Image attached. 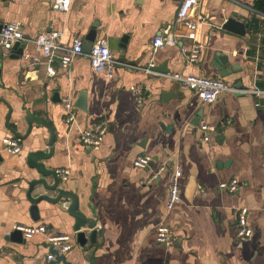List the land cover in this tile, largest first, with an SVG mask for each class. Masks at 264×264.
Listing matches in <instances>:
<instances>
[{"label": "crops", "instance_id": "obj_1", "mask_svg": "<svg viewBox=\"0 0 264 264\" xmlns=\"http://www.w3.org/2000/svg\"><path fill=\"white\" fill-rule=\"evenodd\" d=\"M181 1L71 0L70 11L62 13L53 7L54 0H0V27L20 22L30 38L63 31L67 43L74 37L85 41L96 30V41L106 39L115 58L127 65L109 79L84 56L67 72L54 63L57 75L49 77L44 63L29 67L23 55L0 52V264L56 259L46 236L19 241L7 235L19 224H43L54 234L72 236V250L59 253L70 264H264V93H255L264 92V18L255 11V0H199L196 15L203 20L193 32L175 26ZM233 15L249 24L245 35L224 28ZM168 26L174 27L179 45L154 53L153 39ZM195 45L201 46L199 58L189 64L181 49ZM20 47L34 52L29 44ZM220 57L228 58L227 77L217 67ZM152 62L155 74L138 69ZM164 73L223 79L237 92L207 104ZM134 85L145 91L140 105L130 91ZM82 94L87 95V112L76 106ZM66 99L78 110L71 128L65 122ZM37 119L56 135L54 152L44 164L70 169L61 187L78 197L86 217L99 220L96 244L88 229L86 244L79 242L65 200L41 202L40 219L32 218L28 183L39 175L29 167V157L45 151L50 139ZM100 121L108 127L104 142L99 150H88L79 130ZM202 124L216 126L217 133L205 139ZM15 133L24 137H17L22 151L11 155L3 151L2 140ZM140 155L151 156L148 168L134 166ZM177 168L183 173L182 203L169 211ZM233 178L239 184L236 193L218 189ZM194 182L197 189L190 196ZM43 193L54 195L43 188L33 195ZM241 208L248 209L253 231L248 239L237 238ZM161 225L171 230L172 246L157 241ZM49 255L54 259L48 260Z\"/></svg>", "mask_w": 264, "mask_h": 264}, {"label": "built area", "instance_id": "obj_2", "mask_svg": "<svg viewBox=\"0 0 264 264\" xmlns=\"http://www.w3.org/2000/svg\"><path fill=\"white\" fill-rule=\"evenodd\" d=\"M199 0H182L181 6L177 14V21L175 26L181 25L190 31H197L199 23L203 20L201 16L196 15V9ZM53 7L62 12L68 13L71 9V0H54ZM263 18L264 15L260 14ZM174 31V27L168 26L165 30L159 33L153 39V52L157 53L167 47H176L179 45V40ZM63 31H51L46 34H40L37 37H28L20 22L9 23L0 30V52L2 56L8 57L14 50L16 44H29L33 47V53H24L23 60L29 67H36L41 64L46 65L47 75L54 77L57 75L54 63H58L62 71H69L73 66L74 61L79 57L87 56L92 68L98 73H104L107 78L113 79L120 66H127L121 63L113 55L106 39L97 40L89 54L84 53V41L81 38L74 37L71 42H63ZM201 46L195 45L190 49L182 47L181 53L185 61L189 64L194 63L199 58ZM154 62L147 67L138 68L139 70L153 75L155 68ZM137 68V67H135ZM163 76L174 83L180 89L190 91L198 95V97L207 104H213L218 101L225 94H235L237 90L223 79H213L198 75H183L181 73H164ZM130 91L136 99L137 104H142L145 100V91L141 85H134L130 87ZM257 94L264 92L255 91ZM65 108V122L70 128L76 125L78 119V110L70 99L64 101ZM226 124V123H225ZM207 139L211 135L216 134L218 128L210 124H202L200 127ZM108 132L107 123L100 121L91 127L79 130V138L83 146L92 151H97L101 148L105 136ZM3 151L11 155H18L22 151L20 141L16 136H8L2 140ZM152 161L149 155H140L134 161V166L138 169H146ZM164 170L161 167L155 176L159 175ZM58 178L62 182H67L71 176L69 168H61L56 170ZM183 177L182 169L177 168L169 188L167 198V209L173 211L182 203V192L180 181ZM218 189L230 194L236 193L239 190L237 179L233 178L231 181L220 183ZM14 231L21 232L23 238L28 241L38 235L47 237L50 246L58 253L66 254L73 248L72 236L68 234H54L49 231L48 227L43 224L38 225H16L13 231L7 232L11 236ZM157 241L165 246H172L173 237L171 230L161 225L156 230ZM253 231L248 225V209L241 208L238 213L237 222V238L248 239L252 237ZM54 256L49 255L48 260H53Z\"/></svg>", "mask_w": 264, "mask_h": 264}, {"label": "water", "instance_id": "obj_3", "mask_svg": "<svg viewBox=\"0 0 264 264\" xmlns=\"http://www.w3.org/2000/svg\"><path fill=\"white\" fill-rule=\"evenodd\" d=\"M249 27L248 23H242L238 21L237 15H233L224 25V28L230 31H233L239 35H245L246 30ZM2 27H0L1 30ZM97 33L96 30H93L89 36L84 41V53L89 54L91 52L93 44L96 42ZM126 41L124 38L123 42ZM13 53H18L19 56L24 54L23 48L20 47L19 44H16L13 50ZM17 55H14L13 58H17ZM217 67L221 71L223 77H227L229 71L225 69V65L228 63V58H217L216 59ZM86 99L87 95L82 94L79 100V104L76 105L80 110L87 112L86 108ZM10 112L7 116V122L10 119ZM35 119L34 117H32ZM45 128H47L50 132V139L47 145V149L45 151H38L32 153L29 157V167L35 169L38 173L39 177L29 181L27 197L32 204L31 207V215L33 220L38 221L40 219L39 215V208L38 205L41 202H47L52 205H57L64 202V208L66 209L67 213L70 217L75 220V225L73 227V231L77 234V238L82 245L86 244L87 241V233L85 232L86 229L89 230V240L92 244H96L97 235H98V226L99 220L96 215L92 218H88L79 210V199L76 195L66 191L61 186V181L56 174V170L46 167L43 161L48 160L53 152H54V143L56 141V135L52 127L44 119H37ZM29 130L27 135L31 132L32 122L29 120ZM16 134V133H15ZM18 138L20 137L19 134H16ZM52 178L53 182L49 183L48 178ZM39 188H43L45 192L53 193L54 195H46L45 193L39 195H33V193L38 190ZM197 184L196 182L193 183L192 187L188 190L190 196H193L196 192ZM10 237H17L19 241H23V235L21 232L14 231ZM53 255L56 257L54 261H51L50 264H59L63 262L64 264H70L66 262V258L64 255H60L57 251H53Z\"/></svg>", "mask_w": 264, "mask_h": 264}, {"label": "trees", "instance_id": "obj_4", "mask_svg": "<svg viewBox=\"0 0 264 264\" xmlns=\"http://www.w3.org/2000/svg\"><path fill=\"white\" fill-rule=\"evenodd\" d=\"M254 9L259 14L264 15V0H255ZM255 26H257V21L253 22Z\"/></svg>", "mask_w": 264, "mask_h": 264}]
</instances>
